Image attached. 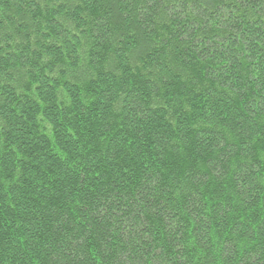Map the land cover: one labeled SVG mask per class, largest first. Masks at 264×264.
<instances>
[{"label":"trees","instance_id":"obj_1","mask_svg":"<svg viewBox=\"0 0 264 264\" xmlns=\"http://www.w3.org/2000/svg\"><path fill=\"white\" fill-rule=\"evenodd\" d=\"M0 264H264V0H0Z\"/></svg>","mask_w":264,"mask_h":264}]
</instances>
